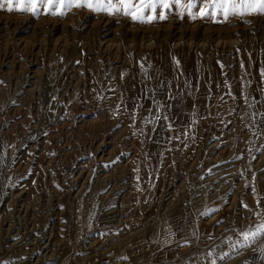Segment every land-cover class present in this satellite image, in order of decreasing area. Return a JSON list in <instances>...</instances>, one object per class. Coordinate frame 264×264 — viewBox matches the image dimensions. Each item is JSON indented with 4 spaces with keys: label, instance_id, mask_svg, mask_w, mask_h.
<instances>
[{
    "label": "rangeland",
    "instance_id": "1",
    "mask_svg": "<svg viewBox=\"0 0 264 264\" xmlns=\"http://www.w3.org/2000/svg\"><path fill=\"white\" fill-rule=\"evenodd\" d=\"M178 12L141 24L84 8L65 17L0 9V264H99L122 240L146 237L154 220L167 226L163 215L186 209L185 196L192 210L217 209L197 218L211 226L207 240L230 253L216 264H264V236L232 247L264 221V15L192 20ZM237 39L226 51L215 42ZM177 60L206 75L178 77ZM128 74L142 96L128 93ZM206 98L227 108L201 116ZM157 102L161 119L145 125ZM95 193L111 194L112 218L93 211L102 234L78 235L77 217ZM27 223L44 253L11 248L5 231L13 226L15 236Z\"/></svg>",
    "mask_w": 264,
    "mask_h": 264
},
{
    "label": "bare ground",
    "instance_id": "2",
    "mask_svg": "<svg viewBox=\"0 0 264 264\" xmlns=\"http://www.w3.org/2000/svg\"><path fill=\"white\" fill-rule=\"evenodd\" d=\"M94 146L95 145H93L92 143L91 147L95 148ZM95 149L100 150L101 144ZM101 182L100 186L104 187ZM96 194L97 193L94 194V202L90 198L88 199V207H86L87 212L84 218H82V215L77 217L78 235L85 233L87 234L91 231L96 230L98 233L102 234L101 225L99 227H93L91 225V222L95 218L97 219L95 215L96 213L93 214V211L97 212V210L102 209L101 212H103L104 218L106 217L104 220L107 221L109 218H112L110 214L114 213L112 212V210H114V207L110 209L106 208V206L110 203L111 194ZM187 199V196L182 199V202L184 201L183 205H187L186 209L183 210L181 206L180 208H177L175 210H169L165 212V214L163 215V222L167 224V226L160 225L159 219L154 220V224H152V226L149 227L145 232L146 237H142V231H140L139 233H135L133 237L122 240L121 242L112 246L109 256L106 257L105 255H103L102 257H98L97 262L99 264H101L102 262H105V264H126L127 261H129L130 264H153L155 262L159 264H165L167 262L170 264H189L186 261L189 258L193 257V264H211L209 260L210 252H212L213 255L217 258L224 252L218 251L216 249L214 241L209 242L207 240V235L211 226L204 224L203 220H200V222H198L197 218L201 215L203 209L198 208V206L197 208L195 207L196 209L192 210L189 207ZM17 213L20 215H24L27 212L25 211V208L21 207L17 211ZM108 215L109 217H107ZM191 218L195 220L194 222H192L193 225L188 224L191 223L189 222V220H192ZM173 220L174 223L171 222ZM19 225L21 226L19 227V230L16 232L17 235L15 236L12 235L13 226L8 227V229L5 231L7 236L12 237V241H14L11 244V248H19L20 251H22L21 249H23V247H27V249L30 250H36L40 248V246L38 245L40 242V238H36V236L32 235L33 230L30 228L29 223ZM33 241L35 243L31 245V242ZM165 241H167V243ZM40 250L43 251L42 253H44L45 251L41 248ZM24 259L26 258L22 257L21 254L20 261ZM2 264H5L4 260L2 261ZM21 264H28V261H25Z\"/></svg>",
    "mask_w": 264,
    "mask_h": 264
},
{
    "label": "snow or ice",
    "instance_id": "3",
    "mask_svg": "<svg viewBox=\"0 0 264 264\" xmlns=\"http://www.w3.org/2000/svg\"><path fill=\"white\" fill-rule=\"evenodd\" d=\"M173 6L179 9L178 15L183 16L186 13L192 20H196L198 17L212 19L222 16L224 20H228L233 16L264 15V0H0V9L6 8L9 13L15 11L31 14L34 17H39L41 14L65 17L73 8H84L95 14L123 15L141 24L167 19ZM176 64L179 67L178 60ZM141 68L147 74V68L143 64H141ZM163 107L164 105L157 102L156 114L144 117L143 123L155 126L161 119L160 111ZM117 111H119V106ZM132 119L135 121V113H133ZM164 119H167L166 115ZM169 129L171 130V125H169ZM216 211L215 208L207 209L201 214L209 217ZM261 236H264V221L255 230L243 231L242 239L233 243L232 247L248 248ZM165 242L167 243V241ZM261 253V259H264V248L261 249ZM209 255L213 256L211 264H216L217 257L211 252ZM229 256L230 253L224 252L218 258L225 260Z\"/></svg>",
    "mask_w": 264,
    "mask_h": 264
},
{
    "label": "crops",
    "instance_id": "4",
    "mask_svg": "<svg viewBox=\"0 0 264 264\" xmlns=\"http://www.w3.org/2000/svg\"><path fill=\"white\" fill-rule=\"evenodd\" d=\"M219 41L221 42L222 46H219L218 48H220L222 51H224V50L226 51V49L229 48L228 47L229 45L235 46V44H239L240 43L239 39L235 40L236 41L235 43L233 41L229 43V42H225V41H221V40H217L215 42H219ZM225 43H227L229 45H227V47H226L224 45ZM190 46H192V42L190 43ZM203 46L206 47L207 43H203ZM178 68H179V73H177V76L182 78V79H184V80H186V81L193 82L195 77L199 79V78H201V76H204L203 74L206 75L205 69L201 68L200 66H196L195 61H192V60L190 62H187V63L181 65V67H178ZM165 70L166 71L164 73L168 75L169 71H171L172 69L169 70V68L166 67ZM171 72L174 74V71H171ZM128 75H127V79L129 80V88L127 89L128 93L131 94L132 96H142L144 94V89H142V87L138 86L134 82V80L131 78V74L129 76ZM188 94H189V96H188V99H187V106L191 107L193 105V103L195 102L194 101L195 100V93H194L193 90H190ZM221 94L222 93H219L218 96H216V97L213 96L212 99H213V102H215V104H217V103L221 102L222 100H224L222 98ZM211 100H209L207 98L203 100L202 108H200V111L198 112L199 115H201V116H206V115L208 116L210 114L211 115H215L217 113H220L222 108H224L225 104H227V101L225 100L226 102H224V103L222 102V105L220 107L217 106V105H214L213 107H211V106H209L210 105L209 102ZM226 106H225V108H227ZM168 133H169V135H171V130H168ZM160 139L162 140V135H161ZM200 140H202L201 135L197 139V144L200 143Z\"/></svg>",
    "mask_w": 264,
    "mask_h": 264
}]
</instances>
